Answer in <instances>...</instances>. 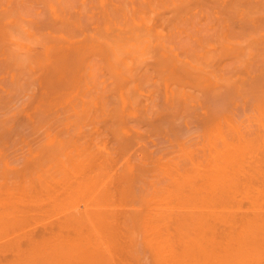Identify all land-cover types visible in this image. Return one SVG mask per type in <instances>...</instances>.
I'll return each instance as SVG.
<instances>
[{
  "label": "bare ground",
  "instance_id": "obj_1",
  "mask_svg": "<svg viewBox=\"0 0 264 264\" xmlns=\"http://www.w3.org/2000/svg\"><path fill=\"white\" fill-rule=\"evenodd\" d=\"M13 153L8 176L62 156L61 175L81 170L83 189L102 192L90 190L106 202L94 201L99 216L91 200L80 214L101 216L108 244L93 247L109 264H264V0H0V159ZM3 183L2 198L23 185ZM239 193L251 212L236 220ZM70 214L62 225L78 221ZM80 227L68 240H83ZM63 239L45 259L31 247L29 263H67L60 249L75 240ZM77 244L68 264L106 256Z\"/></svg>",
  "mask_w": 264,
  "mask_h": 264
},
{
  "label": "rangeland",
  "instance_id": "obj_2",
  "mask_svg": "<svg viewBox=\"0 0 264 264\" xmlns=\"http://www.w3.org/2000/svg\"><path fill=\"white\" fill-rule=\"evenodd\" d=\"M18 153V152H17ZM13 156H15L14 155V153H13V155L12 154H9L6 158H4V159H0V169H4V170H2V171H6V169H7V176H8V172H10L11 173V169L12 168H14V167H16V168H18V167H20L19 166V162L17 161H15L17 164H15V162H14V160H15V157H13ZM28 156H30V155H28ZM9 157V158H8ZM55 157V156H54ZM50 158V159H48L45 163L46 164H48V165H44V163L43 164H39V166L40 167H38V166H36V167H31V169H33V171H29V170H27V171H24L25 172V174H24V176L23 175H21V174H23V173H21L20 175L19 174H17L16 176L17 177H14L15 176V174H14V176H12L13 174V171H12V177L11 176H8V178H7V176H6V173L4 172V174H5V176H4V174L2 175V174H0V176H2V177H0L1 179H0V186L1 185H4L5 184V186L3 187L4 189L6 188V187H8V186H6V183H3V182H5V180H6V182L9 184V187H10V185L12 184V188H14L13 186H15V185H18L17 183L19 182H21L23 185H24V187H22L23 188V190H21V191H19V192H21V193H19V192H17L16 190L17 189H21V186H23V185H21V184H19V185H21L19 188H17L16 189V187L14 188V189H11V187H10V189L8 190V189H6V190H4L5 192L6 191H11V192H14V193H16L15 195H13V193H12V195L11 196H13L14 197V199H13V197H11V196H9V194H8V197L10 198L11 197V199H13L14 201H11L10 199V201H11V203L12 202H14V204H11V206L7 203L9 200H8V198H7V196H6V200H5V195H7V193H5V192H1V194H3L4 196H3V198L0 196V199L2 200H4V201H7V202H5V205L6 206H4L3 204H2V206H0V212H6V213H3V217H2V221H1V217H0V224H1V228H0V263L1 264H8V262H9V264H13V263H17V264H19V263H23V264H25L24 262H26V261H24V258L25 257H27V255L28 256H30L31 254H28V253H30L31 251V249L32 248H35L36 246V251H38V245H41V247L44 249V251L46 250V252L47 253H45L44 251V259H45V255H48V254H50L49 252L52 250V248H55V246H57V247H59L56 243L59 241V239L61 240V239H63L62 241L64 242L65 241V243H66V241L68 240V238L71 236V235H73V234H70V233H72V232H68V230L69 229H71V227H68V228H65V226L67 227V226H69L70 224L71 225H76V224H79L78 223V221H79V219L78 218H81V219H83L84 217H86L85 215H84V213L86 214V210L89 208V206H91L90 204L92 203V201H93V205L94 204H96V202L94 203V201L96 200V199H94L93 198V195H92V197H90L91 195H90V193H91V191H92V193L94 192V190H95V186L93 185V184H90V185H86V184H89L90 182H92L93 181V179L95 178L94 176H96L95 175V173L97 174L98 172H99V169H96V170H93L92 172L94 173V171H95V173H94V178L92 179V178H89L90 180H92V181H88L87 179H86V184H83V186L84 185H86V186H88V187H86L85 188V186H84V189H83V187H82V184L81 183H85V179L83 178V177H81V176H84L83 174H82V172L80 173L81 175L79 176V171H81V170H79L78 171V169L77 170H75V171H73L72 170V164H76V162L77 161H75L74 162V160L73 161H71V162H65V163H67V167L70 169L68 172L69 173H66V174H68L67 176H66V178H65V175H64V177H63V175H61L60 174V172L58 171V170H56V164L55 163H57V162H59L58 160H61V158H63L62 156H61V158H58V159H56V158ZM11 158V159H10ZM9 159H10V161H9ZM82 161V163L84 164V161L83 160H81ZM11 162V163H10ZM63 162H64V160H63ZM9 163H10V165H9ZM71 163V164H70ZM13 164H15V165H13ZM21 164V163H20ZM70 164V165H69ZM9 165V166H8ZM18 165V166H17ZM53 165V166H52ZM43 166H45V167H43ZM48 166V167H47ZM42 167V168H41ZM9 168H11V169H9ZM45 168H47V169H45ZM50 168H52L53 170L51 171V169ZM10 170V171H9ZM35 170V171H34ZM1 171V170H0ZM1 171V172H2ZM37 171V172H36ZM44 171V172H43ZM54 171V172H53ZM78 172V175L76 174L77 172ZM83 171V170H82ZM0 172V173H1ZM27 172H29V173H27ZM52 174V177H51V175H50V173ZM76 172V173H75ZM87 172V171H86ZM92 172H88V173H92ZM32 173V174H31ZM55 173H56V175H55ZM76 174V176H79V177H81V178H77V177H75L74 175ZM84 173V172H83ZM93 173H92V175H93ZM28 174V175H27ZM34 174V175H33ZM36 174V175H35ZM44 174V175H43ZM49 174V175H48ZM54 174V175H53ZM87 174V173H86ZM85 174V175H86ZM99 174V173H98ZM106 174H108V173H106ZM38 175V176H37ZM58 175H59V177H58ZM89 175V174H88ZM88 175H86L85 176V178L88 176ZM92 175H90V177L92 176ZM103 175H105L104 173H103ZM33 176V177H32ZM48 176V177H47ZM52 178V179H50V177ZM61 176V177H60ZM102 175H101V171H100V177L98 176V178H96V180H98L99 181V178H101V180L99 181V184L98 185H100L101 183V186H99V187H101V189L102 188H104V186H102V185H104V183H105V181H106V177L105 176H103L104 177V179H102L103 177H101ZM107 176V175H106ZM258 176L259 175H257V178H256V180H254L253 182H259L260 180H262V178L261 177H259L258 178ZM9 177H11V179L9 178ZM28 177V178H27ZM97 177V176H96ZM42 178H43V181H42ZM78 179V180H82V179H84L83 180V182H79V181H77L76 179ZM106 178V179H105ZM13 179V180H12ZM49 179H50V182H49ZM54 179V180H53ZM258 179V180H257ZM12 180V181H11ZM32 180H34L33 182H31ZM80 180V181H81ZM95 180V179H94ZM102 180H104V182H101ZM13 182V183H15L16 182V184H14L13 185V183H10V182ZM48 181V182H47ZM75 181H77V182H79V184L81 185L80 186V190H78V191H73L74 189L73 188H75V187H77V185H75ZM98 181H96L97 183H98ZM24 182H25V184H24ZM37 182V183H36ZM42 182H44V183H42ZM95 182V181H94ZM93 182V183H94ZM3 183V184H2ZM34 183V184H33ZM259 183H261V181L259 182ZM59 184V185H58ZM79 184H78V186H79ZM95 185H96V183H94ZM18 185V186H19ZM27 185V186H26ZM51 185V186H50ZM64 185V186H63ZM34 186V187H33ZM47 186V187H46ZM93 186H94V188H93ZM2 187L0 188V189H2ZM37 187V188H36ZM53 189H52V188ZM34 188V189H33ZM39 188H41V189H39ZM44 188V189H43ZM47 188H49V189H47ZM76 189V188H75ZM79 189V188H78ZM82 189V190H81ZM92 189V190H91ZM98 188H96V191H95V194L97 193V191H99V189L97 190ZM3 190V189H2ZM1 190V191H2ZM12 190H15V191H12ZM41 190L43 191V192H41ZM46 190H47V192H46ZM60 190V191H59ZM91 190V191H90ZM104 190V189H103ZM102 190V191H103ZM26 191V192H25ZM62 191V192H61ZM75 192V193H74ZM84 192V193H83ZM87 192V193H86ZM8 193H10V192H8ZM70 193V194H69ZM100 193H102L101 191L99 192V195H100ZM94 194V193H93ZM94 194V196H96ZM90 195V196H89ZM99 195H97V196H99ZM68 196V197H67ZM83 196V197H82ZM85 196V197H84ZM96 196V197H97ZM61 197V198H60ZM64 197V198H63ZM80 197V198H79ZM67 198V199H66ZM88 198V199H87ZM90 198V199H89ZM94 200H93V199ZM100 198V197H99ZM98 198V200H100V201H102V200H104L102 197L99 199ZM262 198H264V196H261L260 198H259V203L261 204V209L262 210H264V199H262ZM26 199V200H25ZM82 199V200H81ZM102 199V200H101ZM241 199V200H240ZM2 200V201H3ZM50 200V201H49ZM77 202H76V201ZM91 200V201H90ZM3 201V202H4ZM10 201H9V203H10ZM41 201V202H40ZM73 201V202H72ZM75 201V202H74ZM91 202L90 204L88 203V202ZM97 201V200H96ZM100 201H97V204H96V206L98 207L97 209H100V208H102V210H104V206H105V201H104V205L100 202ZM238 201H240V202H238ZM244 201V202H243ZM50 202V203H49ZM61 202V203H60ZM103 205H101L100 207H99V205H100V203ZM103 202V201H102ZM249 199H246V198H244L243 197V195L241 194V193H239V195H237V197H236V201L234 202V208L233 209H235V212H234V214L236 213V215H235V218H236V220H238V217L242 214V212L244 213V212H248V213H250L251 212V210H249V208L251 207V206H249L250 204H249ZM29 203V204H28ZM67 203V204H66ZM7 204H8V206H10L11 208H12V206L14 205V207L17 205H19L18 207H20V208H18L17 207V209H19V212H17V215L15 214L16 213V211H12V209L10 208V210H11V212H10V210L9 209H6L5 207H8L7 206ZM27 204V205H26ZM58 204V205H57ZM66 204V205H65ZM72 204V205H71ZM86 204H89V206L87 205V208H86ZM246 204H248V206L246 205ZM49 205V206H48ZM52 205V206H51ZM70 205V206H69ZM76 205V206H75ZM79 205V206H78ZM83 205H84V207H83ZM92 205V208H89L90 210L91 209H93V215H94V217H95V215H98L99 214V210H97L98 212V214H94V211H95V209L93 208V207H95V205L93 206ZM107 205V204H106ZM4 206V207H3ZM45 206V207H44ZM58 206V207H57ZM241 206H242V208H241ZM245 206V207H244ZM38 207V208H37ZM70 207H72V208H70ZM74 207V208H73ZM59 208V209H58ZM66 208V209H65ZM68 208V209H67ZM86 208V209H85ZM96 208V207H95ZM239 208V209H238ZM244 208V209H243ZM248 208V209H247ZM14 209V208H13ZM16 209V208H15ZM38 209V210H37ZM48 209V210H47ZM23 210V211H22ZM53 210V211H52ZM77 210H79V211H77ZM85 210V211H84ZM101 210V209H100ZM8 211V212H7ZM42 211V212H41ZM47 211H48V213H47ZM63 211V212H62ZM64 211H66V212H64ZM69 211L70 212H72V214H75V215H78L77 217V220L78 221H73V219L71 220V221H73V222H76V223H74V224H72L71 222H70V224L68 225V224H66V222L67 221H65V224H61V223H63L64 221V219H66V218H69L68 216L69 215H67L68 213H69ZM84 211V212H83ZM11 213V214H13L14 213V216L16 217V218H13L12 216H11V214H10V218L14 221H12L11 223H10V218L8 217V214L7 213ZM27 212V213H26ZM80 212L82 213L83 212V216L84 217H82V215L80 214ZM96 212V211H95ZM47 213V214H46ZM102 213V212H101ZM100 213V214H101ZM247 213V214H248ZM4 214H6V216H7V218H9V219H5L6 217L4 216ZM39 214V215H38ZM55 214V215H54ZM72 214H70V215H72ZM233 214V215H234ZM247 214H245V215H247ZM46 215H49V217L48 216H46ZM87 215V214H86ZM252 215V213L249 215V216H251ZM44 216V217H43ZM61 216V217H60ZM67 216V217H66ZM80 216V217H79ZM89 216H90V214H89ZM99 216V215H98ZM58 217H60V218H58ZM71 217V216H70ZM88 217V216H87ZM86 217V218H87ZM101 217V216H100ZM99 217V218H100ZM48 218V219H47ZM86 218H84L83 220H82V222L84 221V220H86ZM89 218V217H88ZM90 218H93V216H91ZM98 218V217H97ZM96 218V219H97ZM97 219L98 220V222H101L102 221V219H101V221H99L100 219ZM5 219V221H3ZM16 219V220H15ZM19 219V220H18ZM28 219V220H27ZM36 219V220H35ZM57 219V220H56ZM63 219V220H62ZM81 219H80V221L79 222H81ZM94 219V218H93ZM9 220V223H10V225H8L9 223H7V221ZM22 220V221H21ZM24 220V221H23ZM51 220H53V222H51ZM55 220V221H54ZM61 220V221H60ZM69 220V219H68ZM75 220H76V218H75ZM88 220V219H87ZM91 220V219H90ZM90 220H88V221H90ZM96 220V221H97ZM16 221V222H15ZM51 223H50V222ZM93 222H95L97 225H95V227L94 228H96L97 226L99 227V225L100 224H102V223H97L96 221H95V219L94 220H92ZM61 222V223H60ZM91 222V221H90ZM90 222H87V221H84L81 225H78V227H80V226H82V227H80V228H82V229H80L81 230V233H79V230H78V233L79 234H81V235H83L84 237L87 235L88 237H91L90 235H92V234H94V236H95V238H94V240L92 241V243H91V245H92V247H93V244H96V243H101L103 240H106L107 238H105V236L103 237V238H105V239H103V238H99V240H98V238L96 237V236H98V235H100L99 233L100 232H102L103 233V231L102 230H99L98 228H96V230H94L93 228V230L91 229V227H92V225L93 224H95V223H93V222H91V224H88V223H90ZM2 223H4L5 225V228H4V226L2 225ZM19 225H18V224ZM47 223V224H46ZM54 223V224H53ZM68 223V222H67ZM15 224V225H14ZM16 224L18 225V226H16ZM21 224V225H20ZM35 224V225H34ZM61 224V225H60ZM84 224V225H83ZM227 224V223H226ZM226 224H225V226H226ZM91 225V226H90ZM24 226V227H23ZM32 226V227H31ZM42 226V227H41ZM56 226V227H55ZM87 226H89V227H87ZM102 227H103V224L101 225ZM101 226H100V228H101ZM219 227H223V225H218ZM223 227V228H221V230H219V231H222L223 229H226V231L228 230V228H226V227ZM229 226V225H228ZM237 226V225H236ZM7 227V228H6ZM33 227H35V228H33ZM48 227H50V228H48ZM58 227V228H57ZM60 227V228H59ZM77 227V225H76V227L75 228H73L72 227V230L74 229L75 231H77L76 230V228H78ZM85 229H84V228ZM218 227V228H219ZM3 228V229H2ZM17 228V229H16ZM56 228V229H55ZM9 229V230H8ZM58 229V230H57ZM63 229V230H62ZM67 229V230H66ZM102 229V228H101ZM234 229V228H233ZM236 229L238 230V227H236L235 228V231H236ZM2 230V231H1ZM16 230V231H15ZM38 230V231H37ZM48 230H50V231H48ZM72 230H69V231H72ZM73 230V231H74ZM84 232H83V231ZM89 230V231H88ZM100 232H99V231ZM26 231V232H25ZM36 231V232H35ZM41 231V232H40ZM75 231H74V233H75ZM93 231V232H92ZM104 231H105V229H104ZM34 232H35V234H34ZM40 232V233H39ZM45 232V233H44ZM49 234H48V233ZM234 232V231H233ZM237 232V231H236ZM3 233H5V234H3ZM12 233V234H11ZM14 233V234H13ZM23 233V234H22ZM68 233H69V235H68ZM77 233V232H76ZM75 233V234H76ZM92 233V234H91ZM102 233H101V236H102ZM106 232H104L103 234H105ZM78 234V235H79ZM90 234V235H89ZM33 235V236H32ZM38 235V236H37ZM45 235L46 236H48V237H45ZM77 235V234H76ZM11 236V237H10ZM18 236H21V237H18ZM44 236V237H43ZM54 236H55V238H54ZM61 236V237H60ZM75 236V235H74ZM74 236H72L71 238L73 239V237ZM80 236V235H79ZM83 236H80L81 238L80 239H83V240H79L76 236V239H78L79 241H76L75 239H73V240H75L74 242L72 241V239L70 238L68 241L70 242V240L72 241V242H70V245L69 246H73L74 244H77L78 242H80L79 244H80V246H81V244L82 245H86L87 244V246H89V247H91V245H88V243H90L91 241V238H86V239H88V241L89 242H87L86 243V241H84V240H86V239H84L83 238ZM100 236V237H101ZM12 237H13V239H12ZM66 237H67V239H66ZM74 237V238H75ZM92 237H93V235H92ZM99 237V236H98ZM4 238V239H3ZM19 238V239H18ZM37 238V239H36ZM97 238V239H96ZM8 239V240H7ZM12 239V240H11ZM15 239V240H14ZM29 239V240H28ZM97 240V242L96 243H94L96 240ZM23 240V241H22ZM17 241V242H16ZM53 241H57L56 243L55 242H53ZM26 242V243H25ZM77 242V243H76ZM85 242V243H84ZM107 244H108V241H105ZM104 242V243H105ZM22 243H24V244H27V245H23ZM48 243H51V245H50V247L49 246H47V245H49ZM59 243V242H58ZM65 243H63L62 245H63V248L64 247H67L66 245H64ZM68 243V242H67ZM72 243V244H71ZM74 243V244H73ZM104 243L102 242L100 245L101 246H103L104 245ZM52 244H56V245H54V247H53V245ZM106 244V245H107ZM34 245H36L35 247H34ZM46 245V246H45ZM61 245V246H62ZM78 245V244H77ZM96 245H98V244H96ZM95 245V246H96ZM18 246V247H17ZM21 246V247H20ZM25 246L27 247V248H25ZM69 246H68V250L69 251H71V247H70V249H69ZM76 246V245H75ZM79 245L77 246V247H80ZM32 247V248H31ZM40 247V246H39ZM46 247H47V249H46ZM82 247V246H81ZM88 247V248H89ZM99 247V246H98ZM98 247H96V249H95V247H93L92 249L93 250H96L97 251V249L99 250V248ZM108 247V246H107ZM59 248H62V247H59ZM73 248H76V247H73ZM102 249H103V252H104V250H105V252H106V250L107 249H105L106 248V246H104V247H101ZM9 249V250H8ZM51 249V250H50ZM58 249V248H57ZM56 249V250H57ZM82 249H86V247L85 248H83L82 247ZM102 249H100L99 251L101 252V250ZM11 250V251H10ZM15 250V251H14ZM20 250V251H19ZM33 250V249H32ZM63 253L64 252H66L67 251V253L65 254V256L67 257V258H72L71 256H73V251H71L70 252V254L68 255V250L66 249V248H64V251H63V249H60ZM60 250H58L57 252H61ZM66 250V251H65ZM75 250V249H74ZM89 250H91V248L89 249ZM109 250V249H108ZM35 251V250H34ZM34 251H32L33 252V256H35L34 255V253H37V252H34ZM39 251H41V253L40 254H42V249L41 250H39ZM38 251V252H39ZM110 251V250H109ZM109 251H107L106 252V256H104L103 254V256L98 252V254L99 255H101L102 256V258L104 257H107L108 256V253H109ZM6 252V253H5ZM23 252V253H22ZM27 252V253H26ZM54 252L56 253V251L54 250ZM62 252L60 253V254H62ZM75 252H77V250L76 251H74V254H75ZM92 252V251H91ZM103 252H101V253H103ZM19 253V254H18ZM52 253V252H51ZM54 253V254H55ZM71 253H72V255H71ZM93 254H91L92 256H91V258L90 259H92L93 260V258L95 257V256H97V253L95 252V251H93L92 252ZM53 254V255H54ZM59 254V253H58ZM57 253L55 254V257H59V256H57L58 255ZM59 254V255H60ZM76 254H78V253H76ZM80 254V253H79ZM76 255V256H81V255ZM94 254H96L95 256H94ZM112 252H111V257H113L112 256ZM17 255V256H16ZM18 255H23L22 257H24V258H22L23 259V261L24 262H16L15 261V259H16V257L18 258ZM26 255V256H25ZM37 256H35L36 258H38V257H40V256H38V254H36ZM68 255V256H67ZM71 255V256H70ZM7 256V257H6ZM33 256L31 255V257L33 258ZM51 256V258H52V254L50 255ZM70 256V257H69ZM109 256H110V254H109ZM34 257V258H35ZM48 257V256H47ZM98 257H100V256H98ZM98 257H96V260H97V263H99V262H106V263H108V260H107V258H111V257H107V258H105V260H104V258L102 259L101 257H100V259L102 260V261H100L99 260V258ZM8 258H9V260H8ZM13 258V259H12ZM19 258L21 259V257L19 256ZM51 258L49 259V257L47 258V260L49 259V264H51L52 262V260H53V258H52V260H51ZM75 258V259H74ZM76 258L77 257H73V261L75 260V262L74 263H76ZM98 258V259H97ZM27 259H28V257H27ZM39 259V258H38ZM37 259V260H38ZM42 260V259H40V260H42V261H45V260ZM54 259H56V258H54ZM60 259H61V257H60ZM60 259H56L55 261H57L56 263L58 264V261L60 260ZM69 259H66V258H64V256L62 257V260H67V263L66 262H64V261H61L60 260V264H63L62 262H64V263H66V264H68V261H69ZM80 259H82L81 257H80ZM90 259H89V261H90ZM149 260L150 258H148V256L146 257V260ZM13 260V261H12ZM17 260V259H16ZM29 260H31V258H29L27 261V263H29ZM34 260V259H33ZM33 260H32V262L31 263H33ZM36 260V259H35ZM34 260V261H35ZM71 260V259H70ZM79 260V259H78ZM95 260V261H96ZM113 260V259H112ZM148 260L147 261H145V262H147V264H150L151 263V259L149 260L150 262L148 263ZM18 261V260H17ZM54 261V262H55ZM73 261H72V263H71V261H70V263L69 264H73ZM81 261H83V260H81ZM88 260L86 259V261L84 260L83 261V264H84V262H85V264L87 263H90V262H87ZM109 261H111V259L109 260ZM114 261V260H113ZM113 261H111V263L113 262ZM11 262V263H10ZM36 262V261H35ZM33 263V264H47V261H45V263H43V262H41V261H37L38 263ZM51 262V263H50ZM55 263V264H56ZM78 263H80V260H79V262ZM77 263V264H78ZM92 263V262H91ZM90 263V264H91ZM94 264H95V262H93ZM96 263V264H97ZM30 264V263H29ZM52 264H54V263H52ZM81 264V263H80ZM99 264H101V263H99ZM102 264H104V263H102ZM109 264V263H108ZM152 264V263H151Z\"/></svg>",
  "mask_w": 264,
  "mask_h": 264
}]
</instances>
